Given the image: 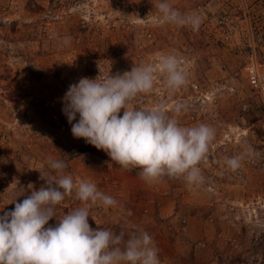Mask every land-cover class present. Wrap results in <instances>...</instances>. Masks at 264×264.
I'll use <instances>...</instances> for the list:
<instances>
[{"label":"rangeland","instance_id":"obj_1","mask_svg":"<svg viewBox=\"0 0 264 264\" xmlns=\"http://www.w3.org/2000/svg\"><path fill=\"white\" fill-rule=\"evenodd\" d=\"M159 2L0 0V216L45 186L49 159L64 160L74 182H93L117 201L90 208L93 229L122 222L147 231L161 264H264V106L243 70L252 48L264 63V36L256 43L264 0H167L198 16V30L165 24ZM163 55L177 57L187 83L173 92L156 74L134 107H162L182 126L210 125L215 139L199 165L202 183L163 177L148 190L139 169L125 171L72 136L63 97L82 77L122 75ZM234 156L243 158L236 171L225 163ZM82 206L74 192L48 224Z\"/></svg>","mask_w":264,"mask_h":264},{"label":"clouds","instance_id":"obj_2","mask_svg":"<svg viewBox=\"0 0 264 264\" xmlns=\"http://www.w3.org/2000/svg\"><path fill=\"white\" fill-rule=\"evenodd\" d=\"M156 8L165 24L190 25L193 30L200 26L198 16L182 14L167 0ZM69 42L70 37H65L64 43ZM156 74L165 78L166 87L173 92L187 83L177 57L163 55L155 66L141 64L122 75L82 77L70 84L62 112L71 134L103 150L125 171L139 169L138 175L146 183L163 177L184 178L190 185L202 183L199 165L207 159L215 130L203 123L182 126L162 107L137 109L133 105L138 97L151 92ZM175 112H180L179 105ZM242 159L227 157L225 163L236 171ZM48 166L51 175L41 177L45 186L32 190L20 202L15 199L14 209L0 216V264H161L159 250L147 231L114 233L89 225L90 208L116 206L112 196L98 190L93 182H74L64 174V160L49 159ZM74 192L83 206L56 219L55 226L49 225L56 218V206Z\"/></svg>","mask_w":264,"mask_h":264},{"label":"built area","instance_id":"obj_3","mask_svg":"<svg viewBox=\"0 0 264 264\" xmlns=\"http://www.w3.org/2000/svg\"><path fill=\"white\" fill-rule=\"evenodd\" d=\"M263 32H259L256 36V43L262 41ZM255 44V42H252ZM244 75L249 88L257 95L264 106V63L259 62L256 58L255 50L250 49L246 56V64L244 66ZM243 110L247 109V105L242 106Z\"/></svg>","mask_w":264,"mask_h":264},{"label":"trees","instance_id":"obj_4","mask_svg":"<svg viewBox=\"0 0 264 264\" xmlns=\"http://www.w3.org/2000/svg\"><path fill=\"white\" fill-rule=\"evenodd\" d=\"M109 229L111 231H113L114 233H119L121 231H123L125 233H131L133 231H136V229H134V228H128V226H126L122 222H117V223L113 222L112 225H109Z\"/></svg>","mask_w":264,"mask_h":264},{"label":"crops","instance_id":"obj_5","mask_svg":"<svg viewBox=\"0 0 264 264\" xmlns=\"http://www.w3.org/2000/svg\"><path fill=\"white\" fill-rule=\"evenodd\" d=\"M137 179H139L138 176H136ZM149 185L145 186L143 183L140 184V187L142 189H148V190H152L154 188V185H150V183H148ZM131 187V189H134L136 186L133 184H131L129 187L125 186L126 190H128ZM94 207V206H93Z\"/></svg>","mask_w":264,"mask_h":264}]
</instances>
